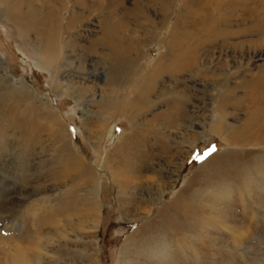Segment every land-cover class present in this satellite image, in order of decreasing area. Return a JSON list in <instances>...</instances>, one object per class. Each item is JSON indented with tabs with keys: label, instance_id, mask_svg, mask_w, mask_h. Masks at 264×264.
Returning <instances> with one entry per match:
<instances>
[{
	"label": "rangeland",
	"instance_id": "1",
	"mask_svg": "<svg viewBox=\"0 0 264 264\" xmlns=\"http://www.w3.org/2000/svg\"><path fill=\"white\" fill-rule=\"evenodd\" d=\"M196 1L200 5L203 0ZM193 2L183 0V9ZM135 3L140 5L136 13ZM160 3L118 0L115 16L123 17L124 34L141 44L143 56L128 84L109 88L107 64L99 59L104 48L81 51L101 37L103 11L87 16L86 31L73 29L80 32L74 35L73 51L83 52V67L73 66L80 61L76 56L70 67L77 73L66 67L56 73L39 62L40 47L33 34L20 38L15 33L1 2L0 264H264V0H243L247 13L242 4L240 9L228 5L234 18L227 29L238 33L205 43L196 52V64L179 70L177 79L171 68L166 69L157 77L145 111L135 118L127 112L122 116L118 110L123 109L126 90L145 73L144 64L152 67L157 58L156 68H163L175 55L174 40L166 41L165 35L181 0H175L166 26L157 25L155 40L144 42L149 37L145 30L163 16ZM43 6L46 16L49 8ZM21 82L26 87L20 89ZM2 91L7 94L2 96ZM178 95L182 118L167 125L177 113ZM225 95L230 98L225 100ZM109 97L116 105L112 115L100 107ZM45 102L59 114L60 126L50 125L42 115L48 108ZM214 125L219 133L211 131ZM60 131L67 133V148L96 177L95 232L86 228L87 220L80 223L77 217L71 221L76 223L72 231L66 228L71 224L67 213L54 214L66 206L82 209L92 185L91 179L82 180L78 170L68 167ZM101 131L98 138L90 134ZM121 132L116 145L121 149H113ZM160 132L163 147L158 143ZM141 135L146 136L143 150L148 158L139 170L149 180L124 193L131 201L124 202L107 165L98 161L105 155L114 158L109 154L115 149L122 154L130 137L140 141ZM157 181L168 189L151 200ZM131 213L137 216L131 219ZM176 214L177 223L165 226L163 219ZM132 236L143 242L127 243L123 249ZM19 247L26 251L22 263L15 260Z\"/></svg>",
	"mask_w": 264,
	"mask_h": 264
},
{
	"label": "bare ground",
	"instance_id": "2",
	"mask_svg": "<svg viewBox=\"0 0 264 264\" xmlns=\"http://www.w3.org/2000/svg\"><path fill=\"white\" fill-rule=\"evenodd\" d=\"M193 1V6L191 5L189 6V8H186V10H184L182 4L183 0H181V3L177 6L173 22L169 23L166 27L167 34L165 35V40H174V47H172V50L174 51V54L176 56L174 55L170 62L167 63L163 68H156L157 58L153 62L152 67L149 66L150 63L148 65L147 63L144 64L145 67L147 66L146 70L148 71H145L144 67V69L142 70L145 73L142 74L140 72L141 75L136 80L135 84L130 86V88L128 89V93L127 90L124 89L126 90L125 94L127 98H125L120 105L121 107H123V109L121 108V110H118L121 115L123 112H127L132 118H135L137 114L145 111V109L152 102L150 96L155 90L156 79L162 73H164L166 69L171 68L172 75L174 74L173 77L177 79L179 70L188 71L190 69V65L194 66L196 64V52L199 51V49L203 45H205V43L214 42V40H217L219 38L226 39L230 37L229 35L238 33L237 31L232 32L227 29L229 23L232 22L234 18V12L232 13V10L229 11L227 6L230 4H236L239 5L237 6V8L240 9L243 0H228L227 2L226 0H203L201 1L200 5L197 4L198 1ZM1 2L5 4L3 14L11 23L15 33L20 38H25L27 36H30V34H33V36L35 37L34 39L38 40V45L40 48L36 56H39V62L41 63V65L51 71L57 73L61 71V69H64L66 67V70L68 72L70 71L71 73H77L78 71L70 67V65L73 63L74 57L77 56L80 61L76 62L75 60V65L73 66H77L79 64V66L83 67L82 57L84 54L81 51H85L86 49L92 51V48L98 45L104 48V52L102 53V55L100 54L101 52L99 53V59L101 58L102 62L106 63L108 67L105 84L109 88H112L115 85L124 84V82L128 84L131 80L133 70L140 63L139 59H142L143 50H141V44L124 34L123 26L125 20L122 16H115L114 8L118 0H73V3L70 6V0H0V4ZM44 4L49 8V13L46 16H44L42 13ZM194 5H196V7H194ZM242 6L243 12L245 11L247 13L248 8L246 7V5L242 4ZM159 8L163 16H161L160 19L158 18V21H152V25H149V28L145 30V33L149 35L147 40H144V42L146 41L145 43L147 44L155 40V37L157 36L156 30L158 28V24H160L161 26H166L167 20L175 11V0L173 2L169 0H161ZM135 9L136 10L133 11L134 13H136L137 10H140L139 3H135ZM98 11L104 12V16L99 21L101 25L100 28L102 29L101 37L91 41L90 45L85 49L82 48V50L78 52L73 51V48L75 47V40L73 39L74 35L80 33L73 32V29L80 26V31L81 29H84L86 31L89 26V19H87V16ZM65 12H67V16H65ZM236 19H238V15ZM176 33L177 36H175ZM187 41L188 45H185V42ZM178 51L179 53H176ZM174 67H176L175 72L173 71ZM261 68L264 72V67ZM226 75L227 73L225 74V76ZM77 83L81 84L82 82L78 81ZM123 86H125V84ZM19 87L20 89H22V87H26V84L24 82H21L19 84ZM4 88H6V90L8 91L9 87L5 85ZM29 88H31V86H29ZM9 90L11 91V89ZM15 90L17 91V88ZM6 94L7 93L3 91L1 92L2 96ZM108 95L110 96L109 93ZM113 96L114 95H112V97ZM112 97H109L108 101H102L100 103V107L102 108V112L104 114L111 113L112 115V112L116 110L115 101H113ZM229 98L227 95H225V100H228ZM175 101L178 102L176 104L177 108H175L177 113H174L175 115L171 119H167V125H172L178 119L182 118V115L178 114H182V108L178 107L182 102L179 95L175 97ZM45 103L46 106H48L47 102ZM222 108L223 106H219L217 108L218 111H220L221 115L222 112L224 113V111H222ZM42 115H46V118L49 119L50 125L52 124V122H56L57 124L59 123L60 126L58 117L59 114L54 111V109H51V107L48 106V108L43 111ZM211 131L219 133V131L221 130L219 126L214 125ZM103 132L101 131L99 133L90 134L94 138H98V135H102ZM123 134L124 132H121L113 149H121V146L116 147V145L123 137ZM163 134V132H160V137L158 138V143L161 147H163ZM58 137L61 139L60 141L62 142V146L64 147L63 150L65 149L64 151L66 153L64 154V157L67 160L68 167L74 170H78L80 172V178L82 180H85V178L91 179L92 185L91 187H89V189L91 190V197L89 198V201L84 203L82 209L77 210L74 207L69 208V206H66L64 208H60V210H58V212H55L54 214L57 216L67 213V215H69V219L67 220V222H71L73 219H75V217L78 218L80 223L83 220H87V223L89 225L86 228L92 229L95 232L99 222V203L97 202V184L95 182L96 177L91 169L85 164V162H83L80 157H78L75 153L71 152L69 148H67V133H65L64 131H60V133H58ZM146 141V136L144 137L143 135H141L140 141H138L137 137L131 136L129 143H126V145H124L125 143L123 144L125 146V149L122 154H117V150L115 149V151H110L109 154L111 156L115 154L116 156L114 158L105 155L103 160L99 159L98 161L99 164L107 165L110 177L114 182L117 183L118 192L122 195L121 197L124 202H131L129 200L130 198H127L124 193H128L136 185H140L142 183L141 181L149 180V177H145L139 170V164L141 163V161L144 160L145 162L148 158L146 157V154L143 150L144 145H146L144 144L146 143ZM158 181L161 180L158 179ZM158 181L156 182V186H154V197H152L151 200L157 199V197H160L165 189H168L166 186L163 187L162 183H159ZM180 202L182 203V206L186 204L184 199H181ZM82 216H84V219H80V217ZM130 216L131 219H134L137 214L131 213ZM174 216L175 217L166 218V221H164L165 218L163 219L165 226L177 223L178 215L176 214ZM80 223L79 227L83 228ZM74 224L76 225V223L71 222L70 225L68 223V225H66V228L70 227V229L74 231ZM143 228H145L143 225L142 227H139L140 230ZM133 238L134 236L131 237V239ZM150 238L152 237L149 236L148 239ZM128 241L124 243L123 249L127 248V243L131 244V242H135L138 244L140 242H143L142 238L139 239V241L134 239L130 242ZM20 247L16 250L15 260L19 263H22L26 260V258L24 260V257H26V251ZM92 247L90 248L92 249Z\"/></svg>",
	"mask_w": 264,
	"mask_h": 264
},
{
	"label": "snow or ice",
	"instance_id": "3",
	"mask_svg": "<svg viewBox=\"0 0 264 264\" xmlns=\"http://www.w3.org/2000/svg\"><path fill=\"white\" fill-rule=\"evenodd\" d=\"M209 151H211V149L209 150ZM195 159H202L203 157H201V156H196V157H194Z\"/></svg>",
	"mask_w": 264,
	"mask_h": 264
}]
</instances>
